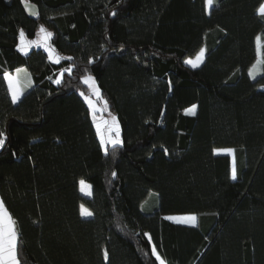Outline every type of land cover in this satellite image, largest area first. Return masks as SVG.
<instances>
[{
    "label": "trees",
    "instance_id": "16d2710c",
    "mask_svg": "<svg viewBox=\"0 0 264 264\" xmlns=\"http://www.w3.org/2000/svg\"><path fill=\"white\" fill-rule=\"evenodd\" d=\"M261 3L0 0V197L20 264H160L153 248L166 264H264ZM41 26L58 62L17 47ZM19 68L32 85L14 103L4 73ZM86 75L121 125L107 153ZM180 213L196 224L166 218Z\"/></svg>",
    "mask_w": 264,
    "mask_h": 264
},
{
    "label": "rangeland",
    "instance_id": "374dc122",
    "mask_svg": "<svg viewBox=\"0 0 264 264\" xmlns=\"http://www.w3.org/2000/svg\"><path fill=\"white\" fill-rule=\"evenodd\" d=\"M209 9H210V7H208V10ZM43 27H44V29H46V31L51 32L48 27H46V26H43ZM19 45H21V47L24 48L23 51H21V49L19 48V50L22 53H27L33 48H42L49 55V48H51L52 49L51 60L52 61H58L60 59V55L56 52L55 48L52 45L51 38L48 39V41L45 43L44 33H42L40 31V29L38 30L35 37H28L26 34H24V36L20 38ZM202 49H204V48H202ZM200 52H201V50H200ZM199 53L197 55H195L194 57L187 58L186 61L191 59L194 62H197L198 65H200L204 59V55L202 57V61H197V57H198ZM188 65L192 66L191 64H188ZM24 69H26V68H24ZM252 71H255V69H253ZM91 77L94 80V87H93V85H89L90 92L86 95H83V96L89 105L91 117H92V120L94 121V124L96 126L100 141H101V137L103 136V138L105 140L118 138L122 143L120 122L117 119V117L109 110L106 100L101 96V93H100V90L97 86L95 78L93 76H91ZM97 91H98V95H97ZM89 100H91V102H92L91 105L89 104ZM187 110H191L188 112H193L195 110V108L193 109V107L191 106ZM113 118H115V119H113ZM98 125H99V128L97 127ZM117 128H118V132H119L118 137H117ZM109 146H113V145L111 143L105 144L103 146L104 150H105V148H108ZM228 149H231V148L217 149L216 153L229 154L232 158V167H233L234 152L230 153L227 151ZM86 185H91V184L86 182ZM80 191L85 196H91L92 195V187L88 188L86 186H83V190H82V186L80 185ZM0 200H1V197H0ZM150 201H151V203H149V206L147 204V201L143 204L142 208L145 211H150L151 209H153V207L155 205L154 199H151ZM89 212L91 213V211L89 209H87L85 206L81 207V213H82L83 217L92 216V215H87V213H89ZM193 215L196 217L195 223H193L191 221H186L187 217L193 216ZM167 217H174L176 219H170V220L177 222V223H183V224H188V225L196 224V222H197V215L195 213L170 214V215H167L166 218ZM13 220L15 221L14 218H13ZM181 221H185V222H181ZM155 255L156 256L159 255L157 251H156ZM159 257H160V259H159V262H160L163 259L161 258L160 255H159ZM164 264H166L165 261H164Z\"/></svg>",
    "mask_w": 264,
    "mask_h": 264
},
{
    "label": "snow or ice",
    "instance_id": "6c2138e0",
    "mask_svg": "<svg viewBox=\"0 0 264 264\" xmlns=\"http://www.w3.org/2000/svg\"><path fill=\"white\" fill-rule=\"evenodd\" d=\"M206 2V7H211L213 5V0H205ZM113 15H115V13H112ZM257 14L264 18V3H261L260 6L257 9ZM40 31L42 33H44V41L45 43L48 41V39H50L52 37V33L46 31V29H44L43 26H41ZM20 36L23 37L24 36V32L23 30L20 31ZM259 40V37L257 38ZM18 48L21 49V51L24 50L23 47H21V45H17ZM52 49L49 48V58H52ZM204 55V49H201V52L199 53L198 57H197V61H202V57ZM71 59V58H68ZM58 62V61H57ZM186 63L191 64L192 67H197L198 63L194 62L193 60L189 59L186 61ZM22 70L21 69H17L16 72L20 73ZM64 71H69L68 69H65ZM251 75V70L250 73ZM62 75V73H61ZM4 78L7 80L8 82V86H9V91L12 94V99L13 102L15 103L19 97L23 94V88L21 86V82L19 79V76H13L12 74L5 72L4 73ZM255 78V77H253ZM83 81L85 84L88 85H93L94 87V80L90 75H86L83 78ZM56 83H60V80L57 79ZM30 86V85H29ZM81 95H84L83 93H81ZM97 95H98V91H97ZM91 100H89V104L91 105ZM193 109L195 108V105L192 106ZM186 111H191V110H186ZM194 114V112H193ZM115 119V118H113ZM99 128V125L97 126ZM119 135L118 132V128H117V137ZM5 142V138H4V134L2 132H0V147H3ZM111 143L112 145H118L121 143V141L117 138V139H108L105 140L103 138V136L101 137V144L102 146H104L105 144ZM228 152L232 153L234 152L233 149H228ZM105 152L107 153V148H105ZM113 176L116 175L115 172L112 173ZM237 178V170H236V166H235V161L233 162V167H232V179L235 180ZM80 185L82 186V190H83V186H86L88 188H91V185H86V181L81 179L79 181ZM87 215H92V213H87ZM167 219H176L174 217H167ZM186 221H191L193 223H195L196 221V217L193 216H189L186 218ZM181 222H185V221H181ZM18 236L19 233L17 232L16 229V223L13 220L11 214L8 212L7 208L4 206V202L3 200H0V264H20V261L18 259ZM153 254H156V250L155 248H153ZM104 257L105 259L108 258V252L107 250H104ZM157 259L159 260L160 257L159 255H157ZM160 264H164V261L161 260Z\"/></svg>",
    "mask_w": 264,
    "mask_h": 264
},
{
    "label": "crops",
    "instance_id": "0c3cea01",
    "mask_svg": "<svg viewBox=\"0 0 264 264\" xmlns=\"http://www.w3.org/2000/svg\"><path fill=\"white\" fill-rule=\"evenodd\" d=\"M19 69L22 70L20 73H17L16 71L15 72H8V73L12 74L13 76H17V75L19 76L21 86L23 88V93H24V89H27L32 85V76L29 74V72L26 69H24V68H19ZM6 82H7V80H6ZM7 84H8V82H7ZM11 96H12V94H11ZM22 96H23V94L19 97V99L15 103H17L21 99ZM89 217H91V216H89Z\"/></svg>",
    "mask_w": 264,
    "mask_h": 264
},
{
    "label": "water",
    "instance_id": "95a60500",
    "mask_svg": "<svg viewBox=\"0 0 264 264\" xmlns=\"http://www.w3.org/2000/svg\"><path fill=\"white\" fill-rule=\"evenodd\" d=\"M25 5H26V7L28 9L29 14L31 16H33V17H37L36 8L33 5H31V4L25 3Z\"/></svg>",
    "mask_w": 264,
    "mask_h": 264
}]
</instances>
